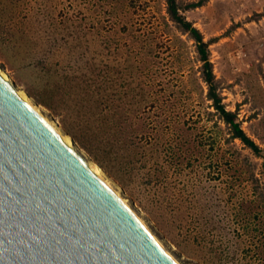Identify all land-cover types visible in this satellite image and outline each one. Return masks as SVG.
Masks as SVG:
<instances>
[{
  "label": "rangeland",
  "instance_id": "rangeland-1",
  "mask_svg": "<svg viewBox=\"0 0 264 264\" xmlns=\"http://www.w3.org/2000/svg\"><path fill=\"white\" fill-rule=\"evenodd\" d=\"M184 12L206 40L218 38L211 50L224 102L264 148V0H210ZM0 23L11 34L0 31L1 65L55 104L60 116L44 105L62 124L79 133L50 99L57 84L77 100H99L107 119L150 122L143 132L152 141L134 134L128 151L174 213L139 180L107 171L184 264L264 263V160L212 107L195 41L170 19L166 0H0Z\"/></svg>",
  "mask_w": 264,
  "mask_h": 264
},
{
  "label": "water",
  "instance_id": "water-1",
  "mask_svg": "<svg viewBox=\"0 0 264 264\" xmlns=\"http://www.w3.org/2000/svg\"><path fill=\"white\" fill-rule=\"evenodd\" d=\"M0 264H181L1 68Z\"/></svg>",
  "mask_w": 264,
  "mask_h": 264
},
{
  "label": "trees",
  "instance_id": "trees-1",
  "mask_svg": "<svg viewBox=\"0 0 264 264\" xmlns=\"http://www.w3.org/2000/svg\"><path fill=\"white\" fill-rule=\"evenodd\" d=\"M210 0H199L198 2H191L184 5L180 0H166L167 11L170 19L175 23L177 28L188 37L195 41L198 53V61L201 62L200 73L203 82L208 86L207 98L212 102V107L216 110L220 119L223 120L230 128L231 136L233 139L241 140L247 147L252 149L256 155L262 157L264 160V148H262L244 129L243 124L239 118L237 111L229 110L224 102V95L220 81L215 73V65L212 60L211 45L218 40L214 38L206 40L203 31L195 25V23L188 19L185 10L195 9L206 5ZM6 25L0 23V31L5 35L6 39H10V32ZM51 100H56V105H60L66 109V113L70 114L76 122L79 133L72 130L63 120L64 127L72 134V136L83 146L91 156L97 160L106 170L111 172L117 177L116 173L125 172L132 181L139 180L142 186L154 194L152 199L158 205L169 209L174 213V202H171L166 197L159 193L156 189L158 181H155L151 173L146 174L145 166L139 164L132 154L128 151V139L132 135L136 137L147 138L152 141L153 134L143 132L150 126V122L139 120V118L131 116H120L117 119H107L102 116L101 108L104 104L100 105L99 100H77L72 98L70 91H66L60 84L48 88ZM90 93V91L88 90ZM101 90L99 89L98 94ZM35 98L54 110L58 116L59 113L55 110V104L46 100L43 96L32 93ZM120 106V105H119ZM117 106L116 110L120 107ZM106 107V104H105ZM63 111V110H62ZM101 112V113H100ZM142 131V132H141ZM264 166V165H263ZM116 170V171H115ZM144 179V180H143ZM131 192V188H128ZM161 195V196H160ZM264 264V263H262Z\"/></svg>",
  "mask_w": 264,
  "mask_h": 264
},
{
  "label": "bare ground",
  "instance_id": "bare-ground-1",
  "mask_svg": "<svg viewBox=\"0 0 264 264\" xmlns=\"http://www.w3.org/2000/svg\"><path fill=\"white\" fill-rule=\"evenodd\" d=\"M0 68L2 69L6 79L12 82L18 91H20L28 100L29 102L40 112L42 113L47 120L52 123L57 130L64 136V138L73 146L74 149L81 152L83 157L89 162V164L96 170V172L115 190V192L121 196L126 204L134 210V212L139 216L141 221L148 227V229L158 238L160 243L181 263L182 260L174 253V250H177L175 245L170 244V242L163 237L160 233H156L154 230V221L151 220L144 212V210L138 206L136 201L130 196V194L124 189V187L118 182L116 178H114L108 171L103 168L97 160H95L90 153L80 145V143L72 136V134L64 127L62 122L57 119L51 111L42 103H40L36 98L32 96L27 90H25L6 69L1 65Z\"/></svg>",
  "mask_w": 264,
  "mask_h": 264
}]
</instances>
